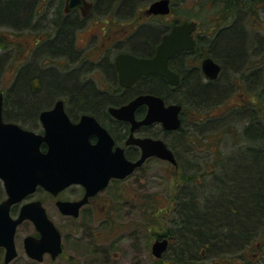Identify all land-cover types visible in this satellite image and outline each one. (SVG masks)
I'll return each mask as SVG.
<instances>
[{
    "label": "trees",
    "instance_id": "16d2710c",
    "mask_svg": "<svg viewBox=\"0 0 264 264\" xmlns=\"http://www.w3.org/2000/svg\"><path fill=\"white\" fill-rule=\"evenodd\" d=\"M109 2L113 0H101L100 4ZM133 2L127 0L124 5L129 7ZM34 4V0H0V28L13 32L27 25ZM199 4L200 12L195 16L201 24H206L208 13H216L212 15L214 32L204 52L213 55L222 69L216 80L205 83L192 68L182 73L181 84L171 92L166 87L158 91L183 105V122L177 131L166 133L177 156V166L170 165V175L177 177V184L167 198L173 203L166 211L172 226L156 234L157 238H169V246L156 264H264V0H200ZM59 23L58 37L46 45L50 49L46 51L52 54L72 48L70 24ZM157 34V30L149 28L137 38L142 45H151ZM3 36L0 33V45L5 41ZM34 59L19 68L10 87L0 88L7 118L31 128L29 122L35 121L38 111L58 97L64 96L74 109H95L106 100V94L81 82L78 71L61 74L52 68L45 70L38 67L39 58ZM6 60V55L0 56V70ZM231 71L236 81L245 77L248 101L255 103L239 105L233 113L245 107L250 110L249 116L243 117L241 123L219 119L224 115L197 118V127L186 121L189 108L214 107L225 100L231 91ZM177 90L179 94L172 95ZM214 100L217 101L211 103ZM208 120L217 127L223 125L226 135L232 138L231 148L239 152L238 156H227L234 161L232 170L225 161L220 163L226 152L213 153L215 160L206 161L203 168L198 161L193 136ZM208 130L204 129L202 135ZM210 146L205 143L206 152ZM5 195L0 182V200ZM17 210L13 208V212Z\"/></svg>",
    "mask_w": 264,
    "mask_h": 264
},
{
    "label": "flooded vegetation",
    "instance_id": "af4514ba",
    "mask_svg": "<svg viewBox=\"0 0 264 264\" xmlns=\"http://www.w3.org/2000/svg\"><path fill=\"white\" fill-rule=\"evenodd\" d=\"M34 1L33 13L29 23L15 29V39L10 46L18 47V54L22 59L55 58L57 60H67L65 62H70V65L68 63L69 67L67 68L69 71L65 73L73 70L78 71L81 82H88L94 90L106 94V100L101 102L99 107L95 109L79 107L74 109L68 101L64 100L65 111L73 124L80 123L83 116L92 117L89 118L90 120H88L87 125L80 128V133L83 135L87 131H91L87 141L92 145H96L101 140L100 148L94 150L83 149L81 151L83 154V158L81 159L82 167L86 170L87 168H102V163L112 165L113 157L117 155L118 151H123L125 158L129 161L138 160L142 155V148L134 142L136 138L161 139L171 148L166 139V133L177 131L180 127L178 129H166L162 122L155 121L150 124L139 125L133 129L132 122L116 117L112 112V108L126 105L138 95L145 93L161 96L165 100L166 105L177 103V101L167 99L158 93V91L166 87L171 92L170 90L181 84L182 73L192 68L196 69L203 82L207 83L216 80L219 76L211 79L207 77L203 69V61L207 57H212L220 64L213 55L204 52L207 49L208 38L214 32L215 24H213V27L207 29L195 15H184L182 13L181 17L173 8V0H171L172 6L168 14L150 12V5L156 0H141L129 5V7L124 5L127 0H113V2H109L108 4H100L101 0H80L77 4H71L72 0H42L46 1L44 4L40 0ZM170 16L172 18L168 19ZM60 21L69 23L71 26L72 48L68 52L52 54L48 52L50 49L46 45L58 37L60 33ZM190 21L197 23L196 28L191 33L194 39V46L190 49L177 52L168 61L169 67L179 76V83L177 85H172L165 76L157 72L141 73L133 80L127 74L121 75L117 62L121 55L131 54L138 58H153L165 35L171 33L175 25ZM149 28L157 30L158 34L153 39L151 45L145 43L142 45L135 36L148 31ZM2 34L4 36L8 35L5 32ZM26 36H29V38ZM22 39L25 41L22 42ZM4 45L7 44L3 43L0 45V49L9 50L10 46ZM56 103V101H53L40 109L37 113L39 127L30 129L43 134L45 129L40 118L41 110L52 109ZM148 110L147 104L140 105L135 111V120H143L147 116ZM5 113L6 106L4 101V120L6 122L20 123L7 118ZM179 116L182 125L183 105ZM95 126L97 128L100 127L105 132L100 130L102 134L100 135L96 132ZM40 147L42 151L48 150L46 142H42ZM174 154L177 157L175 152ZM153 158L166 161L171 166H177V164H173L168 160L157 156H150L133 173ZM133 173L124 178L111 177L103 189L89 196L87 202L80 206L77 216L64 214L58 208L61 215L71 220H76L94 202H102L103 200L109 202L111 200L109 188L118 181L126 180ZM99 175L98 173L91 176L98 177ZM1 183L3 185L2 180ZM39 191H44L48 198L56 204L59 200H82L87 193V188L82 183H73L61 190L57 195H54L42 186L37 187L35 194ZM34 235L38 236L39 233L37 232Z\"/></svg>",
    "mask_w": 264,
    "mask_h": 264
},
{
    "label": "water",
    "instance_id": "95a60500",
    "mask_svg": "<svg viewBox=\"0 0 264 264\" xmlns=\"http://www.w3.org/2000/svg\"><path fill=\"white\" fill-rule=\"evenodd\" d=\"M80 0H72L77 4ZM171 0H156L150 5V12L168 14L171 10ZM195 21L175 25L172 32L165 35L153 58H138L131 54H123L118 58L121 75H129L135 79L141 73L157 72L165 76L172 85L179 83L178 74L173 71L168 61L179 51L194 46L191 33L196 28ZM127 65V66H126ZM203 69L207 77L215 79L219 76L221 65L212 57L203 61ZM4 93L0 92V179L3 181L6 197L0 201V247L5 248L4 263L9 264L18 255L16 233L20 224L31 220L39 236L28 234L24 237V248L28 256L43 261L45 254L53 259L63 252L62 233L49 217L43 202L34 199L22 203L33 194L38 186L57 195L73 183H82L87 188L85 197L80 201H57V206L64 214L77 216L81 205L87 202L89 196L103 189L111 177L124 178L150 156L177 164L173 150L164 140L152 138H136L135 143L142 148V155L136 161L125 158L123 151L114 155L111 164L102 163V168L82 167L83 149H98L101 140L92 145L88 142L91 131L81 134L80 128L87 125L90 116H83L78 124H73L64 108V101L58 100L55 107L42 111L40 118L45 129L44 133L24 128L16 122H6L3 116ZM143 104L149 107L147 116L136 121V109ZM179 103L165 104L158 95L140 94L128 104L112 108L113 114L121 119L132 122L133 129L142 124L155 121L162 122L166 129H178L181 126ZM100 135V127L95 126ZM101 130V131H100ZM48 144V150H41V143ZM100 174L92 177V174ZM22 203V204H21ZM21 204L17 215H13L12 207ZM169 238H156L152 245V253L160 258L168 249Z\"/></svg>",
    "mask_w": 264,
    "mask_h": 264
},
{
    "label": "rangeland",
    "instance_id": "374dc122",
    "mask_svg": "<svg viewBox=\"0 0 264 264\" xmlns=\"http://www.w3.org/2000/svg\"><path fill=\"white\" fill-rule=\"evenodd\" d=\"M199 1L173 0V8L181 17V14L186 15L187 11H190L191 15H195L201 9ZM40 2L46 3V1L42 0ZM205 5L208 6L210 4L207 3ZM213 12L214 10L205 17V26L210 24V27H213L212 17L216 14ZM170 18L172 16L168 17V19ZM8 29L10 28H0V33H4V30ZM5 33L8 35L3 36L6 41L4 42L10 46L15 39L14 31L8 30ZM137 37L138 35L135 36V38ZM22 40V42L25 41L24 39ZM0 54V56H7L4 68L0 70V88L7 89L16 79L19 68L28 63L29 60L20 58L17 46H10L9 50L0 49ZM53 59V62L51 58L47 62L44 59H40L43 65L42 69L52 68L61 74L69 71L67 67H69L70 62ZM32 60L35 61V59ZM48 64L51 66L48 67ZM233 73L232 71L229 73V89L231 91L229 93L225 92L228 93L224 97L225 100L214 107H204L198 110L193 107L189 108L186 121L193 125L197 118L205 119L211 116L224 115L219 119L224 120L227 118V120H235L237 123H241L243 117L249 116L250 110L245 107L240 112L233 113L239 105H247L248 103L250 106V104H255L248 101L249 93L244 84L245 77L236 81L235 77L233 78L232 76ZM239 76L238 74L237 77ZM175 94L178 95L179 91L177 90L172 95ZM63 98L65 99L64 96ZM65 101L67 100L65 99ZM215 101L217 100L211 103ZM206 122L202 129L196 130V135H198L193 136L195 150L198 151L197 156L199 163L202 165L201 167L206 166V161L215 160L213 153L226 152L228 154L224 155L220 163L225 161L229 169L232 170L234 161L227 156L232 153L238 156L239 153L237 148H231L230 140L232 138L226 135L222 124L217 127L215 122L210 123L209 120ZM198 125L200 124L196 122L194 126L197 127ZM37 127H39L38 123L35 125L31 124V128ZM204 129H210L204 133L205 136L202 135ZM206 142L211 144L209 147L211 150L207 152L204 149ZM171 172L173 170L168 162L154 158L148 160L143 167L136 170L126 180L118 181L109 188L108 191L111 192V200L109 202L104 200L102 202H94L85 211L86 213L84 212L76 220H71L61 215L55 202L49 199L44 191L37 192L27 200L42 199L49 216L63 234L64 251L55 259L50 255H46L43 261H37L28 256L24 248V237L28 234H37L34 223L28 219L20 224L17 229L16 245L18 255L9 264H156L159 258L152 253V245L158 237L156 234L165 232L168 227L172 226L166 211L172 207L173 203H169L167 198H170L175 190L177 177L170 175ZM157 201L159 202L155 203ZM4 256L5 249L0 247V264H5Z\"/></svg>",
    "mask_w": 264,
    "mask_h": 264
},
{
    "label": "bare ground",
    "instance_id": "6f19581e",
    "mask_svg": "<svg viewBox=\"0 0 264 264\" xmlns=\"http://www.w3.org/2000/svg\"><path fill=\"white\" fill-rule=\"evenodd\" d=\"M134 2H133V4H135L136 2H138V1H141V0H133ZM38 60V59H37ZM46 62H47V60L48 59H44ZM49 61V60H48ZM37 62V61H36ZM37 65H38V67L39 68H42V61L39 59L38 60V62H37ZM60 99H62L63 101L65 100L64 98H58V99H56V102L58 101V100H60ZM4 105V104H3ZM41 112H42V110H41ZM41 114V113H40ZM30 123H32V124H37L38 123V121H37V116H36V119H35V121H32V122H30ZM43 124V123H42ZM27 128V127H26ZM27 129H30V128H27ZM32 130V129H31ZM45 131V130H44ZM37 133H39V132H37Z\"/></svg>",
    "mask_w": 264,
    "mask_h": 264
}]
</instances>
